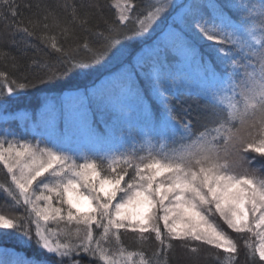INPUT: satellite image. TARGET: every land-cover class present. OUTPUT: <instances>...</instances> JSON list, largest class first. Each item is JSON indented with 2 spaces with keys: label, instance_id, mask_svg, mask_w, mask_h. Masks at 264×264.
Segmentation results:
<instances>
[{
  "label": "snow or ice",
  "instance_id": "obj_1",
  "mask_svg": "<svg viewBox=\"0 0 264 264\" xmlns=\"http://www.w3.org/2000/svg\"><path fill=\"white\" fill-rule=\"evenodd\" d=\"M110 7L111 20L98 0H0V42L10 46L0 47V59L20 73L10 79L0 70V101L113 64L99 88L46 97L48 124L94 134L101 126L115 130L135 109L146 129L104 152L41 147L43 138L33 143L0 131V166L10 178L0 182V195L23 209L0 213V230L51 258L0 264H169L174 241L186 250L184 264H201L200 245L216 250L218 264H238L242 250L243 264H264V0H150L140 12L131 0H111ZM23 9H35L26 21ZM50 22L63 44L49 33ZM161 25L163 39L148 43ZM33 39L57 53L56 61L38 49L29 56ZM184 61L195 62L197 81L178 70ZM179 96L195 108L177 114L172 100ZM122 230L134 234L136 250L123 245ZM150 239L157 248L148 256L142 245Z\"/></svg>",
  "mask_w": 264,
  "mask_h": 264
},
{
  "label": "trees",
  "instance_id": "obj_2",
  "mask_svg": "<svg viewBox=\"0 0 264 264\" xmlns=\"http://www.w3.org/2000/svg\"><path fill=\"white\" fill-rule=\"evenodd\" d=\"M36 2L37 0H17V3L21 4L22 6L26 3L34 4ZM40 2L56 5L58 3L63 4L64 0H40ZM68 2L71 3L72 0H68ZM76 2L79 3L80 0H76ZM84 2H87V0H84ZM98 2L102 7V15L109 20L114 19L116 13L115 10L110 7L111 0H98ZM131 2L136 5L135 12H140L147 9V5L149 4L150 0H131ZM215 2H220V0L182 1L184 4L198 3L201 5H207ZM34 11L35 9H32L31 12L27 9H23V18L25 21L27 18L32 16V12ZM58 11H60L61 18L63 19V16L66 14L63 13L62 9H58ZM129 27H131V24H129ZM162 28V25L160 28H157L156 32L148 38V43H151L160 36ZM0 31H3V25H0ZM39 31L42 32L44 30L41 28ZM48 31L51 34L57 35L60 43H64L63 38L58 35L59 29L55 26H51V22ZM160 38L163 39L162 37ZM74 43L75 41L69 42V44ZM31 44L33 47L32 49H29V56L33 54V49H38L39 55L48 58L52 62L56 61L58 54L49 48H45L38 39H33ZM69 44H64V46L67 48ZM0 47L9 48L10 46L7 42H0ZM197 48L201 54L205 56V58H209L206 44L202 42L198 43ZM10 51L15 54L16 49L10 48ZM177 68L190 81L198 80L199 70L194 61H184L183 63L179 64ZM0 70L9 73L10 79L12 77L17 79L20 78V73L16 72L12 68L10 60L5 61L0 59ZM114 70L115 66L113 64L97 66L96 70L90 74H80L78 76H74L71 78V80H68L66 84L58 86L55 89L45 88L41 85L38 89L30 88L23 90L18 94L13 95L6 102L0 101L2 113V116L0 117V131L8 129L17 136L32 140L33 143L36 142V139L43 138L44 143L41 144V147H44L45 144L49 146L52 144H60L65 149L73 152H104L108 151L109 149L119 148L124 143H131L133 140L139 139L146 129L142 118L135 109L129 111L128 115L119 123V125H117L115 130H108L101 126L94 134H88L86 132L66 134L62 122L56 123L57 132L50 133L48 129L50 128L48 124L50 108L45 100L46 97H63L70 91H76L77 89L83 91L85 88H99L105 81L102 80L103 77L107 76L111 71ZM46 105L47 107H44ZM172 105L175 109V112L179 114L185 109L195 108L196 102L193 99L187 98L185 96H179L172 100ZM34 125L37 130L42 133L41 137L39 136V133L37 134L32 131ZM34 137L36 139H33ZM252 167L259 169L260 164L255 163L252 165ZM237 171H242V169H237ZM261 175H264V172H261ZM0 182L10 183V178L7 176L6 170H2V166H0ZM0 213L16 216L23 214V209L14 207L10 200L6 199L3 195H0ZM212 219L216 221V223H218L222 229L228 232L233 238H236L238 243H241V241L237 238V234L228 229L227 226L223 224V221L220 220L218 215L213 216ZM50 226L55 227V225ZM160 226L163 228L162 222ZM60 227L66 228L67 225L61 224ZM75 227L76 226L73 224L72 229L74 230ZM121 240L123 245L129 250H136L138 247V245L135 243V236L131 232L122 230ZM173 244L174 248L169 254V264H184V257L187 254L186 250L180 247L179 241H174ZM108 246L112 248L116 247L114 241H110ZM156 248L157 244L154 239H150L147 243L142 245L143 251L148 256H151L156 251ZM215 251V249H211L209 246L200 245L199 255L201 258V264H218L212 255ZM33 255H36L38 259H41L45 262L51 260V258L46 253L38 251L34 244H21L20 238L15 232L10 230H0V259H3L7 262L17 257L23 258L25 256L31 257ZM243 261L244 256L242 250L238 264H243Z\"/></svg>",
  "mask_w": 264,
  "mask_h": 264
},
{
  "label": "rangeland",
  "instance_id": "obj_3",
  "mask_svg": "<svg viewBox=\"0 0 264 264\" xmlns=\"http://www.w3.org/2000/svg\"><path fill=\"white\" fill-rule=\"evenodd\" d=\"M182 1H183V0H178L179 3H182ZM162 26H163V28H164V25H162ZM163 28H162V29H163ZM160 33H161V34H160L159 37H162V38H163L162 31H161ZM109 74H110V73H109ZM109 74H108V75H109ZM108 75H107V76H108ZM107 76L103 77L102 80H105V78H106ZM66 95H67V94H66ZM44 107H47V105L44 106ZM10 114H11V113H10ZM22 115H23V114H22ZM22 115H21V116H22ZM1 116H2V113H1V107H0V117H1ZM35 125H36V124H35ZM35 125L33 126L32 131H33L34 133H37V134L39 133V136L41 137V136H42V133L39 132V131L37 130V128L35 127ZM49 127H50V128H48V129H49L50 133H51V132H54V133L57 132L56 124H55L54 127H53L52 125L49 124ZM44 134H45V133H44ZM45 135H46V134H45Z\"/></svg>",
  "mask_w": 264,
  "mask_h": 264
}]
</instances>
